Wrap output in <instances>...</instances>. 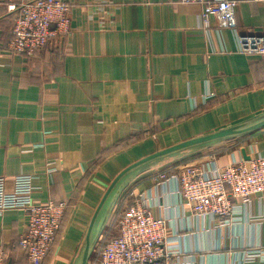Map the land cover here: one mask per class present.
<instances>
[{"label":"crops","instance_id":"0c3cea01","mask_svg":"<svg viewBox=\"0 0 264 264\" xmlns=\"http://www.w3.org/2000/svg\"><path fill=\"white\" fill-rule=\"evenodd\" d=\"M21 1L0 0V177L11 191L17 176L31 175L35 202H68L42 264H80L89 240L111 237L110 221L131 190L167 219L178 251L168 264H264V196L235 199L236 211L220 225L190 213L176 179H158L180 164L264 156V127L129 171L98 212L113 180L136 161L264 118V58L240 51L241 37L264 31V5L239 1L237 33L217 15L204 26L198 2L65 0L68 34L28 56L9 48L19 13L9 6ZM49 161L59 165L52 174ZM24 215L0 214L9 264H27L18 245ZM87 264H99L96 249Z\"/></svg>","mask_w":264,"mask_h":264},{"label":"built area","instance_id":"2783aa9c","mask_svg":"<svg viewBox=\"0 0 264 264\" xmlns=\"http://www.w3.org/2000/svg\"><path fill=\"white\" fill-rule=\"evenodd\" d=\"M205 5L201 20L210 26V17L217 15L221 25L238 33L236 8L241 0H181ZM264 5V0H256ZM18 10L13 25V38L9 48L13 53L35 55L52 39L63 38L70 29L71 5L65 0H23L12 4ZM240 51L259 54L264 58V31L240 38ZM211 161L206 168L201 164H180L172 174L161 172L162 182L176 179L182 202L195 217L220 219L236 211L235 199L250 203L255 195L264 196V156L248 155L219 166ZM55 161H49L46 172L58 170ZM6 178L0 177V214L7 210L24 212L23 230L18 245L24 252L27 264H42L56 241L62 219L68 207L64 199L35 202L33 177L20 175L14 187L7 189ZM160 183V182H159ZM118 206L117 232L110 238H101L97 249L99 264H168L177 254L171 244L168 221L157 216L149 197L135 190L129 191ZM118 218V217H116ZM255 255L252 257L254 259ZM0 264L8 263V253L0 243Z\"/></svg>","mask_w":264,"mask_h":264},{"label":"water","instance_id":"95a60500","mask_svg":"<svg viewBox=\"0 0 264 264\" xmlns=\"http://www.w3.org/2000/svg\"><path fill=\"white\" fill-rule=\"evenodd\" d=\"M264 127V118H260L257 119L255 121H253L252 123H242L239 125H234L231 127H227V128H223L220 129L218 131H215L213 133H208L206 135H202L199 137H195L183 142H180L178 144H175L173 146L161 149L151 155H148L138 161H136L135 163L129 165L128 167H126L123 171H121L117 177L113 180L112 184L110 185L109 189L107 190L100 206L98 207V212L101 209V207L103 206V204L105 203L108 195L110 194V192L112 191V189L116 186V184L120 181V179L126 175L129 171L144 165L146 163H149L153 160L171 155V154H175L184 150H187L189 148L195 147V146H199L205 143H209V142H213L216 140H220V139H225V138H230V137H235L237 135H242V134H246L255 130H258L260 128ZM246 158H248L247 155H245ZM96 243V242H95ZM94 243V244H95ZM92 248H94V245H92V242L89 240L85 246V249L83 251V255H82V259H81V263L80 264H87L88 260L91 256L92 253Z\"/></svg>","mask_w":264,"mask_h":264},{"label":"rangeland","instance_id":"374dc122","mask_svg":"<svg viewBox=\"0 0 264 264\" xmlns=\"http://www.w3.org/2000/svg\"><path fill=\"white\" fill-rule=\"evenodd\" d=\"M236 137V136H235ZM215 143H217V142H209V143H205V144H202V145H199V146H195V147H192V148H189L187 151H189V150H192V151H194V153L195 152H197V151H201V150H204V149H206L209 145H213V144H215ZM225 143H226V141H225ZM226 145V144H225ZM184 151H186V150H184ZM184 151H181V152H178L177 154H176V156H178V155H181L182 153H185ZM175 155V154H174ZM173 159V157H169V156H166L165 158L164 157H162L161 159L159 158V159H157V160H153L152 162L153 163H162V162H164V163H162L161 165H164V164H167V162H165L166 160L167 161H170V160H172ZM149 163H151V162H149ZM166 168V167H165ZM119 211H115V214H114V218H113V221H110L111 223L109 224V227H112V230H110L109 231V233H110V235L111 234H115L116 232H117V223H118V221H119V216H117V213H118ZM116 217H118V218H116ZM108 229V228H107ZM97 241H95L96 243L94 244V249H97V246H98V244H99V242H100V240H101V238H99V239H96Z\"/></svg>","mask_w":264,"mask_h":264},{"label":"trees","instance_id":"16d2710c","mask_svg":"<svg viewBox=\"0 0 264 264\" xmlns=\"http://www.w3.org/2000/svg\"><path fill=\"white\" fill-rule=\"evenodd\" d=\"M18 16V15H17Z\"/></svg>","mask_w":264,"mask_h":264}]
</instances>
